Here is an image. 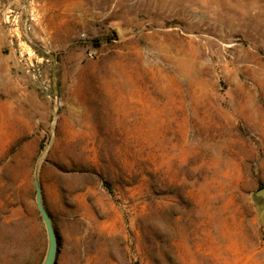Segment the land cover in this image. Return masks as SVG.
Segmentation results:
<instances>
[{
	"label": "rangeland",
	"instance_id": "obj_1",
	"mask_svg": "<svg viewBox=\"0 0 264 264\" xmlns=\"http://www.w3.org/2000/svg\"><path fill=\"white\" fill-rule=\"evenodd\" d=\"M264 264V0H0V264Z\"/></svg>",
	"mask_w": 264,
	"mask_h": 264
},
{
	"label": "water",
	"instance_id": "obj_2",
	"mask_svg": "<svg viewBox=\"0 0 264 264\" xmlns=\"http://www.w3.org/2000/svg\"><path fill=\"white\" fill-rule=\"evenodd\" d=\"M34 188H35V205H36L38 214L43 221V224H44V227L47 233V239H48L46 254L41 264H55L56 251H57L56 237L54 234V230H53L50 218L42 205V202L40 199V189H39L38 182L36 180L34 181ZM261 192H264V190H261L259 193Z\"/></svg>",
	"mask_w": 264,
	"mask_h": 264
}]
</instances>
